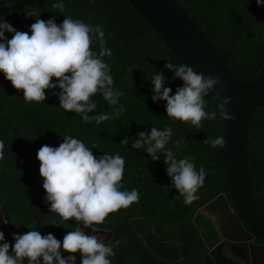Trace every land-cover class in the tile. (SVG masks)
<instances>
[{"label":"trees","instance_id":"obj_1","mask_svg":"<svg viewBox=\"0 0 264 264\" xmlns=\"http://www.w3.org/2000/svg\"><path fill=\"white\" fill-rule=\"evenodd\" d=\"M22 1L0 0V6H12ZM177 1L183 9H190V18L213 43L232 72L243 82L253 80L264 62V7H258L256 0ZM33 2L35 7H25L29 22L35 23L38 18L27 16L35 9L40 19H54L58 25L64 17L70 16L103 26L107 45L112 51V56L104 59L111 67L114 87L124 92L120 104L126 111L117 120L105 121L99 126L94 121L84 123L78 114L66 113L59 108L58 97L51 91L46 90L44 102L26 103L23 92L14 89L0 74V136L3 142L38 167L36 156L40 147L45 144L57 147L63 142V135L80 139L88 147L97 145L93 154L98 157L103 153H119L125 159L123 188L137 189L140 199L138 204L110 215L125 221L139 236L146 252L160 264H179V259L183 258H203L211 263L208 250L218 242V235L211 221L197 211L219 194L227 196V182L220 166L221 155L217 149L213 150L204 143L208 137L221 135V119L202 121L203 126L197 129L167 118L164 102H152L150 74L141 72L138 77L133 74L135 58L148 48L157 50L156 58L164 44L126 0H94V3L92 0H64L63 12L52 7L56 0ZM0 18L18 31L26 32L18 12ZM5 35L11 39V34ZM93 47L99 50L98 45ZM166 62L181 63L168 50L157 59L151 72H162L166 86L171 87L174 94L183 82L172 79L174 73L164 67ZM93 99L97 103L95 114L111 112V107L99 95ZM206 99L209 108L215 110L214 100L210 96ZM165 125L172 127L173 140L184 138L181 155L194 157L197 168L203 165L207 172L204 186L197 193L200 199L192 205H185L183 197L171 186L163 156L153 162L143 150L131 148L133 138H138L137 133L149 131L152 126L163 128ZM125 137L129 139L128 146L121 144ZM248 163L256 203L264 214V108L251 111ZM42 185L0 152V202L4 204L13 230L12 235L5 237L10 244L14 243V234L26 233L37 226L45 196ZM49 208L46 202L38 230L42 235L51 233L62 240L67 231L77 226L76 222L60 223V218ZM93 226L112 231L111 242L120 241L115 257L111 258L112 264H139L119 232L106 225ZM199 229L206 231V241ZM76 264H80L77 258Z\"/></svg>","mask_w":264,"mask_h":264},{"label":"clouds","instance_id":"obj_2","mask_svg":"<svg viewBox=\"0 0 264 264\" xmlns=\"http://www.w3.org/2000/svg\"><path fill=\"white\" fill-rule=\"evenodd\" d=\"M256 5L264 7V0H256ZM52 7L63 12L64 0H56ZM27 16L38 17L31 24L30 33L18 31L0 18V74L5 80L23 92L26 103L44 102L48 90L58 97L59 108L78 114L84 123L94 121L99 126L117 120L126 111L120 104L124 92L114 87L111 67L104 59L110 58L112 51L103 26L70 16L58 25L54 19H40L35 9ZM6 33L11 34V39ZM94 45H98V51ZM164 67L174 73L173 80L183 82L173 94L162 72L153 74L148 70L151 100L165 103L167 118L197 129L205 120L235 119L227 107L231 97L217 96L215 110L208 106L206 98L220 84L219 77L197 73L184 63L166 62ZM97 95L111 107L110 113L95 114L97 103L93 98ZM173 135L169 125L152 126L149 131L137 133L131 148L143 150L153 162L163 156L171 186L183 197L185 205H192L200 199L197 193L204 186L207 172L203 165L197 168L194 157L181 155L185 140H173ZM204 143L213 150L225 147L223 135L208 137ZM121 144L128 146L129 139L125 137ZM97 147H88L71 135H63V142L57 147H40L36 158L49 211L60 218V223L75 221L77 226L67 231L62 240L51 233L42 235L33 226L26 233L14 234L11 244L0 231V264H76L77 253L80 264H112L120 241H106L93 225H101L110 214L138 204L140 193L135 188H123L124 157L119 153L95 156L93 149ZM210 219L217 221L215 215ZM89 228L93 234L85 231Z\"/></svg>","mask_w":264,"mask_h":264},{"label":"water","instance_id":"obj_3","mask_svg":"<svg viewBox=\"0 0 264 264\" xmlns=\"http://www.w3.org/2000/svg\"><path fill=\"white\" fill-rule=\"evenodd\" d=\"M126 1L133 11L142 15L150 31L161 38L164 48L156 59L168 50L173 52L181 63L190 66L195 72L219 77L220 84L209 94L215 103L217 96L231 97V103L227 107L229 114L235 119L231 122L221 119L220 129L225 139V147L217 148L221 155L222 176L227 182V196L219 194L203 205L197 213L211 221L219 237V242L208 250L212 264H239L223 253L225 246L229 247L230 253L236 258L251 257V264H264V214L256 203L248 163L251 111L264 108V62L253 80L243 82L232 72L213 43L190 18V9H183L177 0ZM26 6L35 7V3L33 0H23L16 5L0 6V17L18 12L28 32L33 22H29L25 17ZM0 152L43 184L39 167L9 148L1 136ZM45 196L36 230L40 226L45 209ZM211 215L217 217L215 223L210 219ZM9 223L4 204L0 202V231L4 232L5 237L13 234ZM101 225L109 226L120 233L139 264H160L146 252L139 236L125 221L110 215ZM79 227L83 229V225ZM85 231L93 234L91 228ZM100 232L105 235L106 241L113 237L112 231L100 229ZM199 233L206 241V231L199 229ZM255 238L263 245L254 243ZM76 258L80 260L79 253ZM180 260L179 264H211L203 258Z\"/></svg>","mask_w":264,"mask_h":264},{"label":"flooded vegetation","instance_id":"obj_4","mask_svg":"<svg viewBox=\"0 0 264 264\" xmlns=\"http://www.w3.org/2000/svg\"><path fill=\"white\" fill-rule=\"evenodd\" d=\"M156 53H157L156 49L152 50V49H149V48L145 52L144 51H140V53L137 56V58H135L136 66H135V71H134L133 74L138 77V76H140L141 72L145 73V74L148 73L149 72L148 70L152 69L153 66L155 65L156 61H157V59L155 58ZM218 242H219V237H218ZM253 242L257 243V244H260V245H263V243L260 242L256 238L253 240ZM223 253L235 263L241 264V262H243V264H251L249 259L246 258V257H244V258H236V257L232 256L228 246L223 247ZM211 264H212V262H211Z\"/></svg>","mask_w":264,"mask_h":264},{"label":"rangeland","instance_id":"obj_5","mask_svg":"<svg viewBox=\"0 0 264 264\" xmlns=\"http://www.w3.org/2000/svg\"><path fill=\"white\" fill-rule=\"evenodd\" d=\"M79 258H80V254H79Z\"/></svg>","mask_w":264,"mask_h":264}]
</instances>
